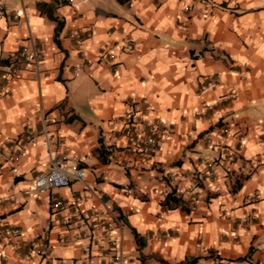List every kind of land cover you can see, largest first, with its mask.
Listing matches in <instances>:
<instances>
[{"label": "crops", "instance_id": "1", "mask_svg": "<svg viewBox=\"0 0 264 264\" xmlns=\"http://www.w3.org/2000/svg\"><path fill=\"white\" fill-rule=\"evenodd\" d=\"M40 2L0 0V230H20L0 264H264V0L57 3V43ZM148 119L169 125L151 158ZM63 156L83 178L37 193Z\"/></svg>", "mask_w": 264, "mask_h": 264}, {"label": "built area", "instance_id": "2", "mask_svg": "<svg viewBox=\"0 0 264 264\" xmlns=\"http://www.w3.org/2000/svg\"><path fill=\"white\" fill-rule=\"evenodd\" d=\"M63 3L65 4H71L72 0H61ZM188 6H185V9H187ZM32 41V39H31ZM41 51L39 48H37L34 43L31 42L30 46L23 49L20 53V56L23 58V61L25 62V65L28 66L29 68L38 71L39 70V66H40V55ZM17 73V69H7L4 70L2 72V77H11L16 75ZM134 117V112H127V114L125 115V118L127 119V121H131V119H133ZM142 119V118H141ZM162 124V127L167 128L169 125L166 123H159L156 120H147V130L146 132H144L141 129H138L137 127L134 128V132H135V142L137 143H143L144 145L147 146L146 150L142 151V154L146 157V158H151L154 153L162 146L163 143V139H164V133H160V128L159 125ZM229 133V129L225 128L223 130V134H222V138L225 139L226 135H228ZM240 143L238 146V149L242 148V140L243 137H239ZM208 146L210 148L215 147L218 152H222L223 150H227V148L225 147V145L223 143H218V144H213V143H209ZM231 150L228 151V159H232L234 157L233 152H230ZM230 152V153H229ZM238 156V155H237ZM66 161V157H60L56 160H53L51 163V167L45 171L42 172L40 174H38L35 178V188L37 193L41 194L44 193L50 189H58V188H63V187H67L72 183V178L74 179H82L84 176V170L83 169H75L74 173H72V176L70 174V171L64 167V162ZM201 163L203 165L206 166L207 171L205 174L204 179L205 180H211L212 178L215 177V172H216V167H217V161L212 159V160H207L205 158L201 159ZM259 163V162H258ZM72 177V178H71ZM261 196L260 194H251L248 196V198L250 199H259ZM65 205H68V203H66ZM64 204L61 203V201H56L55 204L53 205L52 209L55 210L57 208H63ZM75 215L77 217L81 216L80 211L75 212ZM90 219H92V221H94L91 226L92 227H97L99 225V221H98V215L93 213L90 215L89 217ZM8 234H12V235H20V230L17 228H12V229H4V230H0V238H8ZM74 238H78V234H74L73 235ZM64 241H67V239H64ZM109 241L111 242V244H114L115 241L113 238H109ZM43 246V247H39V246ZM48 245H46L45 243L43 244H38L37 241H33L31 243L30 248L28 249L27 253H26V257H31L34 255H42L44 253V251H46ZM3 249H4V245L1 243L0 241V262L5 258V255L3 253ZM114 260H115V264H123V259H122V255H121V251L116 253L113 256Z\"/></svg>", "mask_w": 264, "mask_h": 264}, {"label": "trees", "instance_id": "3", "mask_svg": "<svg viewBox=\"0 0 264 264\" xmlns=\"http://www.w3.org/2000/svg\"><path fill=\"white\" fill-rule=\"evenodd\" d=\"M57 3H58V5H61L63 2L61 0H55L54 5H47L44 2H40V3L37 4L39 11L41 13H46L47 17L50 20H52V21H54L56 23V25H55V31H54V40L56 41V43H57L56 37L59 34V32H60V30H61V28L63 26V20L60 19L57 15H55L53 13V7L55 6V4L57 5ZM168 199L173 200V198L170 197L169 195L166 198V200H168ZM133 233H134V237H135V240H136L137 244L139 246H143L142 238L138 235V233L134 229H133ZM194 260L195 259H190L188 261L189 263H178V264H192Z\"/></svg>", "mask_w": 264, "mask_h": 264}]
</instances>
